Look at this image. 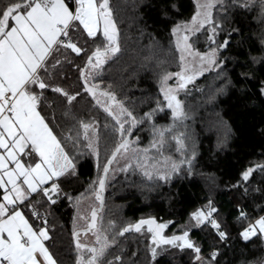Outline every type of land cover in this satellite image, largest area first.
I'll return each instance as SVG.
<instances>
[{
  "label": "snow or ice",
  "instance_id": "obj_1",
  "mask_svg": "<svg viewBox=\"0 0 264 264\" xmlns=\"http://www.w3.org/2000/svg\"><path fill=\"white\" fill-rule=\"evenodd\" d=\"M175 7V4L165 5L161 10L167 13L169 8ZM230 8L258 11L257 19L264 24V0H229L228 3L195 0L191 18L175 23L170 29L178 54V70L159 72L157 82L163 100H157L156 107L138 117L118 98L111 85L101 90L102 85L95 82L106 63L121 51L109 0H7L0 6V264H57L46 242L52 239L49 217L53 216V206L61 197L76 209L72 218L76 264H126L121 255L108 260L110 249L125 233H142L145 227L150 234L148 252L153 259L168 246L190 250L193 264H216L219 251L213 247L205 258L201 255L202 247L190 237L193 228L210 225L220 241L226 240L228 233L221 230V223L214 215L218 209L212 200L191 212L189 224L172 235L164 234L172 221L157 222L149 215L117 231L116 222L109 220L105 225L99 213L110 174L134 168L149 181L168 183L187 165L188 175H192L195 150L187 155V133L177 131L187 118L184 101L179 96L187 94L189 85L205 72H215L218 80L226 76L227 65L221 58V50L227 49L230 38L225 36L220 41L218 36L224 29L221 17H227ZM201 36H205V51L197 48ZM101 37V43L95 48H86L89 41L94 43ZM260 43L262 55L251 59L253 64L264 67V39ZM82 55L86 59L81 67L75 60ZM163 64L159 62L158 67L163 69ZM65 65L79 72L81 87L78 90L57 82L69 78L61 70ZM240 76L255 80L259 84V96L264 97V79H259L254 71L241 72ZM230 84L231 80L226 79L221 87L210 90L207 102H214L216 96L225 91V85ZM48 92L53 94L52 99L46 95ZM82 93L90 96L111 118L112 123L104 125L103 134L95 119L85 121L75 111L74 105ZM165 108L171 113L172 123L158 125L156 114ZM144 124L151 140L148 146L141 148L139 137L133 138L132 134ZM56 128L61 129L59 134ZM224 129L221 144L231 136L226 123ZM109 138L114 141L111 147ZM169 138L175 141L176 151L181 153L179 160L163 154ZM102 141L105 151L102 172L98 171L97 178L87 189L99 208L92 207L85 215L81 212L84 193L74 197L63 190L61 181L77 177L76 161L85 155L96 161L99 170ZM256 171L264 173V163L244 168L240 180L231 187H244ZM248 191V187H244L245 194ZM253 191H261V188ZM247 215L240 209L237 219ZM89 232L95 237L91 246L79 239L81 234ZM239 236L243 241L250 242L256 237L264 242V215L248 223ZM136 255L132 253L133 257ZM256 264H264V260Z\"/></svg>",
  "mask_w": 264,
  "mask_h": 264
},
{
  "label": "trees",
  "instance_id": "obj_2",
  "mask_svg": "<svg viewBox=\"0 0 264 264\" xmlns=\"http://www.w3.org/2000/svg\"><path fill=\"white\" fill-rule=\"evenodd\" d=\"M4 3L7 0H0V6ZM109 3L119 31L121 51L106 63L95 82L102 85L101 90L111 85L118 98L125 101L126 106L139 117L156 107L157 100H163L157 82L159 72L164 69L178 70V54L172 44L170 29L175 23L191 18L195 12V0H109ZM173 4L175 8L162 12V6ZM257 16L258 11L230 8L227 17H221L224 29L218 40L223 41L225 36L230 38L227 49L221 50V58L227 65L226 76L218 80L215 72H205L189 85L187 94L179 96L184 101L187 118L180 123L177 131L187 133V155L192 154L193 148L195 150L192 175H188L187 165L168 183L149 181L134 168L110 174L103 193V209L99 213L105 225L114 220L119 231V227L150 215L157 222L172 221L164 229L165 235L178 234L177 230L189 214L212 200L213 206L218 209L214 215L221 223V230L228 235L225 241H220L210 225L193 228L190 237L202 247L201 255L207 258L215 247L219 251L216 264H256L258 260H264V242L256 237L250 242L243 241L239 236L248 223L264 215V173L256 171L250 182L244 184L249 189L247 194L244 187H231L240 180L244 168L253 163H264V97L259 96V84L255 80H245L240 76L241 72L254 71L259 79H264V67L253 64L251 59L262 55L260 41L264 39V24ZM102 39L94 43L89 41L85 46L91 50ZM204 40L205 36H201L197 44L200 51L206 50ZM85 59L82 55L75 63L82 67ZM161 61L164 62L163 69L158 67ZM61 70L69 78L57 82L65 88L78 90L81 82L77 69L65 65ZM226 79H230L231 84L225 85L223 94L208 103L209 91L221 87ZM197 88L202 91H196ZM46 95L53 98L51 92ZM74 109L85 121L95 119L102 134L104 125L112 123L107 113L86 93H82ZM155 122L158 125L171 124L170 111L165 108L163 112H158ZM225 123L231 129V136L225 144H221ZM55 131L59 134L61 129L56 128ZM132 135L133 138L139 137L141 148L148 146L151 140L146 124L134 129ZM113 143L109 138V147ZM163 154L176 160L181 158L175 141L170 138ZM104 157L102 141L99 170L96 161L85 155L76 161L77 177L61 181L63 190L74 197L84 193L81 212L85 215L92 207L99 208L94 195L87 189L97 178L98 171L102 172ZM256 187H260L261 191H253ZM240 209L248 214L246 218L237 219ZM52 211L53 216L49 217L52 239L46 243L57 264H76L77 252L72 240V218L76 209L65 197H61ZM79 239L89 246L95 242L91 232L81 234ZM149 241L146 227L142 233H125L110 249L107 259L121 255L126 264H193L190 250L181 251L168 246H164L153 259L148 252ZM133 252L137 253L135 257Z\"/></svg>",
  "mask_w": 264,
  "mask_h": 264
},
{
  "label": "rangeland",
  "instance_id": "obj_3",
  "mask_svg": "<svg viewBox=\"0 0 264 264\" xmlns=\"http://www.w3.org/2000/svg\"><path fill=\"white\" fill-rule=\"evenodd\" d=\"M172 83H175V81H172ZM188 224H189V217H188V219L186 220V222L182 226H185V225H188Z\"/></svg>",
  "mask_w": 264,
  "mask_h": 264
}]
</instances>
